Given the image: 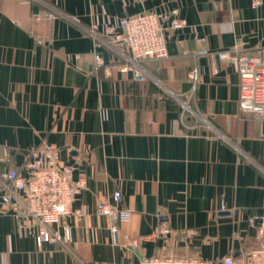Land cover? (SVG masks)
Wrapping results in <instances>:
<instances>
[{
    "label": "crops",
    "instance_id": "1",
    "mask_svg": "<svg viewBox=\"0 0 264 264\" xmlns=\"http://www.w3.org/2000/svg\"><path fill=\"white\" fill-rule=\"evenodd\" d=\"M173 8L182 29L169 28ZM41 11L54 17L30 23ZM148 11L161 17L167 55L144 61L140 80L121 69L127 52L103 32ZM235 45L264 59V0H0V172H22L31 148L52 143L71 179L84 180L69 209L85 210L50 224L60 239L38 245L36 221L14 215L0 179V264L215 260L256 245L264 118L238 106ZM193 67L191 110L182 111L174 95L186 99ZM102 200L128 216L98 214Z\"/></svg>",
    "mask_w": 264,
    "mask_h": 264
},
{
    "label": "built area",
    "instance_id": "2",
    "mask_svg": "<svg viewBox=\"0 0 264 264\" xmlns=\"http://www.w3.org/2000/svg\"><path fill=\"white\" fill-rule=\"evenodd\" d=\"M261 0H251V5L257 7ZM172 18L169 28L182 29L186 26L184 18L179 16L177 8L170 9ZM54 17L52 11H41L30 16V23L49 21ZM160 15L154 11L143 12L122 17L118 21L120 31L114 32L110 24L104 25L103 36L111 35L114 41L127 52L125 62L121 69H129L138 79H144L142 63L148 59H159L167 55L165 47L164 27L160 23ZM95 35L94 33H92ZM37 43H41V36L33 33ZM201 42L204 38L199 39ZM233 60L239 79L238 106L243 112L251 113L264 118V59L258 53L244 51L240 45L233 47ZM200 53L208 54L202 47ZM197 70L193 67L188 74L191 88L184 94L174 95L179 100L182 111H190L193 101L194 86L197 81ZM7 161V155L2 158ZM23 171L8 168L0 172L5 194L2 200L9 202L12 212L16 217H30L36 221V243L60 239L56 232H51L50 224L57 223L60 218L68 213L81 216L84 209L70 211L69 205L73 197L84 185L83 179H71L72 167L63 164L59 158L56 145L42 141L31 148L22 165ZM14 192L21 193L17 200H12ZM114 201L120 199L119 191L112 193ZM98 214H106L126 218L128 213L116 209L115 205L106 200L100 201L96 206ZM253 222V219H250ZM262 239L248 249L241 257L231 254L224 255L215 260L204 259L198 256L182 257H154L144 261L143 264H264V221H261ZM168 227H161L157 233L166 235ZM111 238L117 242V228L110 227ZM63 240L69 239V229L64 227Z\"/></svg>",
    "mask_w": 264,
    "mask_h": 264
}]
</instances>
